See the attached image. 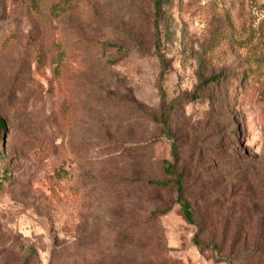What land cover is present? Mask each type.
I'll return each instance as SVG.
<instances>
[{
  "label": "rangeland",
  "instance_id": "374dc122",
  "mask_svg": "<svg viewBox=\"0 0 264 264\" xmlns=\"http://www.w3.org/2000/svg\"><path fill=\"white\" fill-rule=\"evenodd\" d=\"M0 119V264H264V0H0Z\"/></svg>",
  "mask_w": 264,
  "mask_h": 264
},
{
  "label": "trees",
  "instance_id": "16d2710c",
  "mask_svg": "<svg viewBox=\"0 0 264 264\" xmlns=\"http://www.w3.org/2000/svg\"><path fill=\"white\" fill-rule=\"evenodd\" d=\"M69 0H64V3H68ZM114 51H118V53H121V49L113 46V45H104L102 47V51L101 54L103 56L108 55V53L110 52H114ZM65 58V51L64 50H60L56 53L54 60H53V69H52V75L54 78H59L61 76V66H62V61ZM105 62H108V60H106ZM222 76L220 74H216L213 75L211 77H204L203 75H200V84L199 87L200 89H206L207 87H209L212 84H216V82H220L221 81ZM237 79L238 82H240V79L238 80V77L235 78ZM240 88H244L245 87V82H240L239 84ZM260 94V93H259ZM198 97V95H194L192 100H195ZM5 125L3 123V121L0 119V129H4ZM166 165L164 166V173L166 175H168V179L165 180L164 182L161 183H155V185H167L170 182H174L175 185L177 186V191H178V203L180 204V212L182 213L183 217L188 221L191 222L193 220V212L190 209V206L188 203H186L185 201H183L182 199V193H183V184L181 181V177L180 176H176L173 180L171 179L173 176L172 173V164L165 162ZM10 181L9 176L8 175H3L2 178H0V191L3 189V187L5 185L8 184V182Z\"/></svg>",
  "mask_w": 264,
  "mask_h": 264
}]
</instances>
